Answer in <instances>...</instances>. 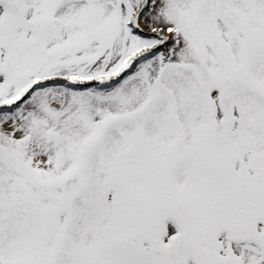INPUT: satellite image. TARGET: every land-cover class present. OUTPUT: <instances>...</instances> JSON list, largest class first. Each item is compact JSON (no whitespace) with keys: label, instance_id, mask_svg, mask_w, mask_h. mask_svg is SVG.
Listing matches in <instances>:
<instances>
[{"label":"snow or ice","instance_id":"snow-or-ice-1","mask_svg":"<svg viewBox=\"0 0 264 264\" xmlns=\"http://www.w3.org/2000/svg\"><path fill=\"white\" fill-rule=\"evenodd\" d=\"M0 264H264V0H0Z\"/></svg>","mask_w":264,"mask_h":264}]
</instances>
